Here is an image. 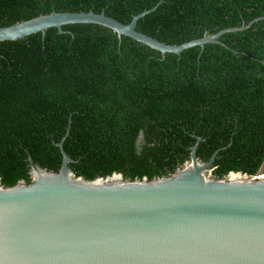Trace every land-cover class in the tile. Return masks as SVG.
<instances>
[{"label":"trees","instance_id":"obj_1","mask_svg":"<svg viewBox=\"0 0 264 264\" xmlns=\"http://www.w3.org/2000/svg\"><path fill=\"white\" fill-rule=\"evenodd\" d=\"M105 13L179 46L166 54L98 25L0 42V181L31 183V161L76 176H171L197 157L213 176H258L264 165V0H0V27L51 13Z\"/></svg>","mask_w":264,"mask_h":264},{"label":"water","instance_id":"obj_2","mask_svg":"<svg viewBox=\"0 0 264 264\" xmlns=\"http://www.w3.org/2000/svg\"><path fill=\"white\" fill-rule=\"evenodd\" d=\"M105 13H51L0 27V42L76 24L98 25L152 50L181 55L206 44H222L219 33L175 46L137 31ZM171 176L126 180L115 173L88 180L75 175L63 155L59 172L31 161V183L5 187L0 181V264H264V177L232 172L209 175L197 157ZM237 176L238 178H233Z\"/></svg>","mask_w":264,"mask_h":264},{"label":"rangeland","instance_id":"obj_3","mask_svg":"<svg viewBox=\"0 0 264 264\" xmlns=\"http://www.w3.org/2000/svg\"><path fill=\"white\" fill-rule=\"evenodd\" d=\"M213 170H212V168H211V170H209V175H213V172H212ZM258 176H264V165L262 166V168L260 169V171H259V174H258Z\"/></svg>","mask_w":264,"mask_h":264},{"label":"bare ground","instance_id":"obj_4","mask_svg":"<svg viewBox=\"0 0 264 264\" xmlns=\"http://www.w3.org/2000/svg\"><path fill=\"white\" fill-rule=\"evenodd\" d=\"M233 178H238L237 176H233Z\"/></svg>","mask_w":264,"mask_h":264},{"label":"built area","instance_id":"obj_5","mask_svg":"<svg viewBox=\"0 0 264 264\" xmlns=\"http://www.w3.org/2000/svg\"><path fill=\"white\" fill-rule=\"evenodd\" d=\"M261 177H264V176H259V178H261Z\"/></svg>","mask_w":264,"mask_h":264}]
</instances>
